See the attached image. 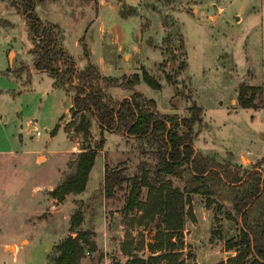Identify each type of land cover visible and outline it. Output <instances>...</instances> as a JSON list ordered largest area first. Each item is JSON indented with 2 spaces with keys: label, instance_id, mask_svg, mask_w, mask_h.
Listing matches in <instances>:
<instances>
[{
  "label": "rangeland",
  "instance_id": "rangeland-1",
  "mask_svg": "<svg viewBox=\"0 0 264 264\" xmlns=\"http://www.w3.org/2000/svg\"><path fill=\"white\" fill-rule=\"evenodd\" d=\"M120 1L138 11L120 3L117 15L113 0H106L97 10L90 0L87 8L85 3L42 0L34 12L42 22L57 27L65 49L81 69L86 60L75 41L83 36L91 61H98L102 56L100 24L110 23L118 27L123 46L132 53L137 45L135 23L140 20L142 47L139 53L133 51L144 66L139 76L147 70L161 88L152 89L140 79L138 89L152 98L163 114L189 117L191 109L198 107L192 127L195 149L217 164L236 165L241 171L251 169L264 154V0ZM129 12L139 18L125 20ZM36 56L24 15L10 0H0V264H49L57 254L55 245L71 234L70 217L77 210H81L83 220L71 235L85 232L96 244L95 251L85 249L80 264H125L129 257L122 253L123 245L133 248L143 244L134 255L147 258L151 254L148 244L156 231L155 217L141 218L138 210L125 212L128 182L117 187L112 198L103 195L101 182L96 185L102 163L104 168L106 164L109 169H123L128 176L137 172L140 162L152 164L155 139L102 132L91 117L89 137L75 132L79 115L73 117L71 108L64 112V107L77 81L62 84L57 76H50L54 74L36 70ZM118 66L117 70H107V75H122L127 67L138 72L130 65ZM130 76L114 82L130 87ZM94 83L100 84L111 102L121 97V91L108 95L107 87ZM239 84L262 87L260 109L238 105ZM101 139L103 145L97 149L90 174L88 186L95 187L91 194L82 198L80 193H70L61 201L53 198L52 189L74 172L82 148H94ZM165 178L173 187L183 189V177ZM217 190L209 207L206 196L189 194L193 217L188 216L184 229L174 236L176 244L182 242L177 262L226 264L244 251L241 245L226 248L229 239L239 241L240 223L235 215L226 217L228 212L233 214V190L221 186ZM145 198L143 188L140 200ZM11 243L18 247L14 250Z\"/></svg>",
  "mask_w": 264,
  "mask_h": 264
},
{
  "label": "trees",
  "instance_id": "trees-1",
  "mask_svg": "<svg viewBox=\"0 0 264 264\" xmlns=\"http://www.w3.org/2000/svg\"><path fill=\"white\" fill-rule=\"evenodd\" d=\"M10 1L22 12L28 23L33 53L37 55L34 68L54 74L50 76H57L62 84L66 80L77 81L70 107L73 117L79 115L78 122L73 126L75 132L89 137L91 117L102 132H121L127 137L155 139L156 148L152 154L154 162H140L137 172L132 176L126 175L123 169H109L105 164L103 195L112 198L115 189L128 182L129 190L123 207L125 212L138 210L142 212L141 218L152 220L155 217L154 240L148 244L151 254L147 258L134 255V251L143 248V244H136L133 248L123 245L121 251L129 257L125 264H159L163 260L166 264H184L183 261L177 262L181 253L178 246L182 242L176 244L173 239L184 229L186 218L193 217L189 194L206 196V206L209 207L211 197L218 195L217 187L220 186L233 190V214L228 212L226 217L232 219L235 215L240 223L239 241L236 242V238L229 239L226 248L237 245L244 248V251L230 257L226 264H264V154L248 170L241 171L238 166L229 163L217 164L212 158L199 153L193 145L192 127L200 112L198 107L191 109L189 117L178 118L159 112L154 100L138 91L111 102L100 84L94 82H100L104 87L121 86L114 82L115 78L100 73L89 59L86 44L81 42L82 54L87 63L83 69H78L61 47L57 27L42 22L36 16L35 5L42 0ZM132 14L134 12L127 13ZM130 77L131 86L125 88L133 89L140 79L152 89L161 88L160 83L146 70H142L140 76L134 73ZM167 79L170 82V78ZM262 96L261 86H238L237 101L242 108L260 109ZM102 145L103 139L94 148H82L77 155L74 172L52 189L53 198L61 201L70 193L84 191L97 149ZM166 175L179 179L183 177V189L173 187L165 178ZM143 188L146 189V198L141 201ZM82 220L81 210L72 214L69 226L71 234L79 228ZM71 234L55 245L57 254L50 259L49 264H80L85 249L88 252L96 250V244L88 239L85 232H77L75 236Z\"/></svg>",
  "mask_w": 264,
  "mask_h": 264
},
{
  "label": "crops",
  "instance_id": "crops-1",
  "mask_svg": "<svg viewBox=\"0 0 264 264\" xmlns=\"http://www.w3.org/2000/svg\"><path fill=\"white\" fill-rule=\"evenodd\" d=\"M52 1H54V3L56 2L57 4H61V1H63V0H52ZM66 1H68V3H70V1H73V2L78 3V4L85 3L86 8H87V6H89L88 4H86L89 0H66ZM90 1H94L96 3V8H95L96 10L98 9V7L101 8L102 5H104L105 2H106V0H90ZM120 3L126 5L125 3L121 2L120 0H113L112 9L114 10V13L117 14V15H118V13L120 14V10H119V4ZM126 6L134 7V6H131V5H126ZM80 7L83 9L82 6H80ZM134 8H136V7H134ZM136 11H138L137 8H136ZM79 12H80V14H83L82 13L83 10L79 11ZM126 17L127 18L125 20H130V21L134 20L135 18H139L138 14L128 15ZM97 18H98V16H96V21L97 20L99 21L100 18H98V19ZM92 21H90L88 23L87 28H88V26L91 25ZM50 22H52V21H50ZM54 22H57V21L54 20ZM141 24L142 23H141L140 20L135 23V26H136L135 27V31H137L138 35L135 37L136 39H134V41H135V43L137 45L132 50L133 54L131 52H128L127 49L123 46V42H122L123 38L121 37V33L119 32L118 27L116 25L110 24V23H108V24L101 23L100 24L99 34H100V49H101L102 56L98 59V61H95V59H92V61H91L90 57H91L92 53H91V50H90L89 51V59L97 67V69L100 71V73L102 75H105L107 77H113V78H119V77H121L123 75H132L134 73H137L139 75V69H140L141 66H143L142 63H140V60H142V59H141V57H139V54H134V52H136V51L138 52V49L140 50L139 46L142 47V43H141V35H142L141 34V31H142L141 30L142 29L141 28ZM137 37L139 38L138 41H137ZM82 38H83V36L80 37L78 39V41H75V43H77V45L80 46L81 49H82V46H81L80 43L81 42L83 43ZM62 41L63 40L61 39V37L59 35V43H60L61 47L64 49L65 53L71 58V56L68 54V49H65V46L62 43ZM84 44H86V43H84ZM146 45H148V44H146ZM149 48H151V46H149ZM82 56H83V54H82ZM86 63H87V61H86ZM121 63H123V66L130 65L131 67H135V68H132V69L138 70V72H130V70H129L130 67H127L128 68L127 71L125 73H123L122 75H119V76L107 75L108 71L110 72V71L117 70V68L119 67L118 65L119 64L121 65ZM75 64L78 67V69H81L80 66L77 64V62H75ZM84 66H86V65L84 64L83 68H84ZM148 73H150V72H148ZM137 85L138 84H136L133 87V89H129V88L126 89V88L117 87V86L107 87L106 88V93H108V95H111L110 91L119 90V91H121V97L119 99H117V100H121L123 98L129 97L135 91L141 92L142 90L141 89L139 90ZM71 101H72V94L70 95L69 104L64 107V112L71 107ZM0 118H1V116H0ZM30 122H31V120L27 121V124H26L27 125V129H29V127H30V124H29ZM33 125L37 128L35 123H33ZM36 130L37 129H35L34 131L36 132ZM93 166H94V163H93ZM93 166H92V168H91V170L89 172L88 180H87L85 189H84V191H82L79 194L80 195L79 197H82V198L86 197L87 198L88 195L91 194V191H93V189L95 188L93 185L91 187L88 186L89 185V181H90V174H91V171L93 169ZM104 170H105L104 163H102L101 178L98 180V183H97L96 186H98L100 184L99 182H101V184L99 186L102 187ZM52 187L53 186H50L49 189H52ZM8 245L9 244H7L5 248H7ZM12 245L14 246V250L18 247L17 244H12ZM49 251H50V249H49ZM47 256H48V254H47ZM47 259H48V257H47ZM47 263H48V260H47Z\"/></svg>",
  "mask_w": 264,
  "mask_h": 264
},
{
  "label": "built area",
  "instance_id": "built-area-1",
  "mask_svg": "<svg viewBox=\"0 0 264 264\" xmlns=\"http://www.w3.org/2000/svg\"><path fill=\"white\" fill-rule=\"evenodd\" d=\"M35 135L36 136H39L40 135V131L39 130H36Z\"/></svg>",
  "mask_w": 264,
  "mask_h": 264
}]
</instances>
